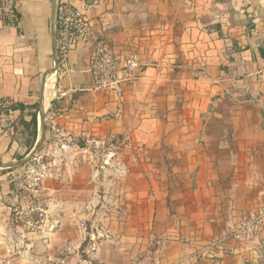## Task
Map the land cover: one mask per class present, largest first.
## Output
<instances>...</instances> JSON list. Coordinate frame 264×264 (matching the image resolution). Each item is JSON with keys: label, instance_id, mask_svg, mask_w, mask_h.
<instances>
[{"label": "crops", "instance_id": "obj_1", "mask_svg": "<svg viewBox=\"0 0 264 264\" xmlns=\"http://www.w3.org/2000/svg\"><path fill=\"white\" fill-rule=\"evenodd\" d=\"M19 1V26L0 20V98L25 108L0 120V264H264L258 242L215 244L264 206V0H100L66 63L57 7L82 4ZM102 43L140 63L123 104L94 87ZM35 108L49 244L11 195Z\"/></svg>", "mask_w": 264, "mask_h": 264}, {"label": "built area", "instance_id": "obj_2", "mask_svg": "<svg viewBox=\"0 0 264 264\" xmlns=\"http://www.w3.org/2000/svg\"><path fill=\"white\" fill-rule=\"evenodd\" d=\"M82 6L61 1L57 7V51L59 59L66 63L69 54L80 45L89 44L93 29L87 12L96 9L100 0H76ZM19 0H0V20L11 27L19 26ZM140 63L136 57L121 59L114 48L102 43L90 51L89 69L94 87L117 97L124 103L127 87L133 85L140 71ZM17 106L11 98H0V120L6 118ZM53 130H55L53 128ZM62 146V149H65ZM50 163L42 151L35 154L20 176L16 188L11 195L14 201L13 213L17 223L23 225L33 234L41 236L45 244H49L46 233L53 230L49 225L48 214L41 200L45 180L49 176ZM235 241L250 245L258 242L264 250V206L251 211L240 223L215 240V244ZM26 256L36 262L35 251L30 248ZM50 264H69L66 257L48 259Z\"/></svg>", "mask_w": 264, "mask_h": 264}, {"label": "trees", "instance_id": "obj_3", "mask_svg": "<svg viewBox=\"0 0 264 264\" xmlns=\"http://www.w3.org/2000/svg\"><path fill=\"white\" fill-rule=\"evenodd\" d=\"M14 110H20V111H24L25 108L24 107H21L19 105H17ZM30 112H31V116H32V119L30 121V123H26V122H23V126L25 127L26 129V135L28 136L30 140V143L28 145V153L31 152L35 145H36V141H37V136H38V110L35 108V109H30Z\"/></svg>", "mask_w": 264, "mask_h": 264}, {"label": "water", "instance_id": "obj_4", "mask_svg": "<svg viewBox=\"0 0 264 264\" xmlns=\"http://www.w3.org/2000/svg\"><path fill=\"white\" fill-rule=\"evenodd\" d=\"M40 147H41V141H38L34 147V149L32 150V152L29 154V156L23 161L21 162L20 165H26L29 164L30 161L33 159V157L35 156L36 153H38L40 151Z\"/></svg>", "mask_w": 264, "mask_h": 264}]
</instances>
